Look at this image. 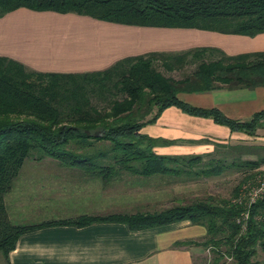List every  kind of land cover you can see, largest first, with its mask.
Here are the masks:
<instances>
[{
	"label": "trees",
	"instance_id": "16d2710c",
	"mask_svg": "<svg viewBox=\"0 0 264 264\" xmlns=\"http://www.w3.org/2000/svg\"><path fill=\"white\" fill-rule=\"evenodd\" d=\"M21 6L144 26L250 36L264 32V0H0V16ZM159 64L169 71L191 64L195 68L177 78L159 69ZM221 85H264V51L229 55L214 46L151 51L123 57L104 69L79 72L38 71L0 55V254L9 261V253L23 232L50 225L120 221L131 229H142L191 219L204 224L207 235L177 244H212L219 256L227 254L236 264H264L256 257L258 248L264 249V197L246 206L210 194L156 210L83 213L31 223L14 222L5 200L25 161L45 156L84 166L106 181L131 173L165 174L186 182L219 175L239 163L251 169L262 167L264 155L238 162L235 157L230 161L206 160L210 152L160 153L156 146L176 139L142 131L145 125L156 122L166 107L177 105L186 112L212 117L232 130L255 134L264 109L238 119L216 106L194 105L179 96ZM250 175L247 173L240 183ZM246 212L247 218L237 221Z\"/></svg>",
	"mask_w": 264,
	"mask_h": 264
},
{
	"label": "crops",
	"instance_id": "0c3cea01",
	"mask_svg": "<svg viewBox=\"0 0 264 264\" xmlns=\"http://www.w3.org/2000/svg\"><path fill=\"white\" fill-rule=\"evenodd\" d=\"M164 30H174L178 39L162 40L165 36L159 33ZM196 46L218 47L229 55L264 51V32L250 36L190 27L144 26L27 6L0 16V55L38 71L104 69L126 56ZM179 96L194 105L216 106L238 119L250 118L264 109V85H221L206 91L181 92ZM142 131L176 139L156 146L158 152L167 154L211 153L222 143L229 147L264 145V118L251 135L177 105L166 107L156 122L145 125ZM199 179L184 182L165 174L122 173L106 181L84 166L45 156L25 161L5 200L11 219L17 223L83 213L156 210L200 196ZM207 232L204 224L191 219L142 229H131L120 221L50 225L23 232L9 253V261L3 259L0 264H202L207 248L177 242L202 240Z\"/></svg>",
	"mask_w": 264,
	"mask_h": 264
},
{
	"label": "rangeland",
	"instance_id": "374dc122",
	"mask_svg": "<svg viewBox=\"0 0 264 264\" xmlns=\"http://www.w3.org/2000/svg\"><path fill=\"white\" fill-rule=\"evenodd\" d=\"M174 30H164L161 33H159L161 36H165L162 40H177L178 37L174 36L177 32H173ZM183 31V30H182ZM174 34V35H173ZM186 38H183V40ZM187 40V39H186ZM159 69L164 71L168 75H173L177 78L183 77L186 73L192 71L195 68V64L188 65L187 67L181 69V70H173L169 71L165 69L162 65H158ZM260 155H264V147L261 144L257 143H245L241 144L237 148H231V146H227L226 144H219L216 145L215 150L210 153V155L206 156V160H217L226 158L227 161H230L233 159V157L236 158L238 162H240L241 159L245 158H258ZM240 165V163H239ZM237 165V166H230L227 167L221 174L211 177H202L199 179L200 185L198 189V193L200 196H207V195H214L217 198H232L234 199L239 193L241 192L242 188L245 185L253 184L258 176L261 174L262 170L264 169V164L262 167L251 169L250 167H246L243 165ZM200 167L193 168L194 170L198 169ZM251 175L248 176L245 180H243L241 183L243 177L247 173H250ZM240 183V185H238ZM211 186V188H210ZM239 186L237 195L234 193L236 190V187ZM247 218V216H240L238 217L237 221H241L242 219ZM204 246V245H203ZM214 246L212 244L209 245V247H203L207 248V253L204 256V259L202 260V264H215V262L218 260L219 264H236L234 259L231 256L223 255L219 256V254L214 251ZM223 248V247H222ZM257 258L264 261V249L262 247L258 248ZM4 257L0 254V261L3 260Z\"/></svg>",
	"mask_w": 264,
	"mask_h": 264
},
{
	"label": "built area",
	"instance_id": "2783aa9c",
	"mask_svg": "<svg viewBox=\"0 0 264 264\" xmlns=\"http://www.w3.org/2000/svg\"><path fill=\"white\" fill-rule=\"evenodd\" d=\"M264 197V169L253 184L245 185L238 196L233 200L246 206H251L260 198ZM245 216H248L246 212ZM246 228V224H243Z\"/></svg>",
	"mask_w": 264,
	"mask_h": 264
}]
</instances>
